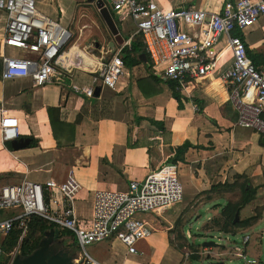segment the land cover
I'll use <instances>...</instances> for the list:
<instances>
[{
  "label": "crops",
  "instance_id": "0c3cea01",
  "mask_svg": "<svg viewBox=\"0 0 264 264\" xmlns=\"http://www.w3.org/2000/svg\"><path fill=\"white\" fill-rule=\"evenodd\" d=\"M69 1L40 0L39 2L43 3L40 4V9L51 17H58V22L63 25L65 17L69 19V13H66L64 8L72 6ZM154 1L163 9L176 6V3H172L173 0ZM188 1L197 7L219 12L225 0ZM106 7L123 38V43H118L103 18L107 32L102 34L104 37L101 36L105 41L100 43V48L103 49L101 57L119 50L122 52L124 48L130 47L133 41L140 39L144 45L142 37L133 34V23L129 20L122 23L119 14L108 5ZM0 15L1 40L7 15L3 11H0ZM263 27L264 17L248 35L253 31L262 30ZM75 43L67 52L63 50L62 59L66 63L71 61L75 67L82 69L91 66L95 68L97 62L78 48L81 46L79 41ZM246 44L259 56V69L264 70V36L255 44L247 41ZM218 49L222 55L218 59L216 70L194 82L186 93L180 92L181 104L173 97L166 81L155 73L152 64L148 63L149 60L144 62L140 59L144 53L139 55L142 63L126 67L116 89L103 88L98 97L94 95L92 98H87L73 89V85L92 86V79L89 81L81 73H73L70 69H63L64 79L61 83L48 84L41 88H32L29 79L5 82L2 80L3 63L0 59V107L7 106L18 118V138L31 139L26 148L14 150L11 141H3L0 129V186L7 185L3 179L9 175L44 183L51 178L62 182L72 173L80 185L73 204L74 213L80 223L88 225L93 217L96 192H127L131 181L143 182L151 172L172 164L168 162L173 156L172 148L189 142L193 147L187 151L185 162L174 164L179 171L183 200L169 209L147 217L155 232L150 238L137 244L138 253L128 254L121 241L112 237L107 239L109 251L102 262L90 255L100 264H184V256L170 244L168 232L175 228L185 209H193V213L200 210L194 219H199L204 210L209 212L211 215L204 227L217 217L227 204L224 193L218 195L215 191L211 192L213 186L231 184L237 174L245 175L254 187L264 185V136L253 129L237 125L238 110L231 99V86L222 78L223 71L232 63V56L230 50L226 49L225 41ZM152 74L158 76L162 82L157 84L154 92L145 93ZM48 108L60 110L62 123L75 124L73 147L57 146ZM153 122L163 123L164 129H159ZM129 136L134 145L132 147L128 145ZM33 139L38 142L36 146L32 145ZM156 154L159 157L161 154L164 156L160 163L158 158H154ZM260 203L263 204L264 201ZM245 208L236 223L252 216L253 210H249V215ZM18 212L17 209L0 211V221L11 218ZM263 219L264 215L254 226L239 229L234 236L214 234L213 239L199 237L196 240L201 243L215 241L218 244L208 248L212 251L213 260L209 259L211 264L235 256L242 258L244 264H250L249 261H256L257 264L255 258L248 256L251 242L249 234ZM185 235L187 239L191 238L190 231L186 230ZM5 236L0 235V247ZM25 236L22 232L20 242ZM238 236H242L241 247L236 241ZM246 236H250V240L244 245ZM202 248L206 249L203 246ZM114 249L120 252L112 253ZM15 250L21 254L20 245L13 251ZM251 251L254 252L253 249ZM186 252L190 261L192 253L190 250ZM199 254H202L201 251ZM205 260L208 258L201 257L199 263Z\"/></svg>",
  "mask_w": 264,
  "mask_h": 264
},
{
  "label": "built area",
  "instance_id": "2783aa9c",
  "mask_svg": "<svg viewBox=\"0 0 264 264\" xmlns=\"http://www.w3.org/2000/svg\"><path fill=\"white\" fill-rule=\"evenodd\" d=\"M103 2L119 14L122 23H133V34L142 37L155 73L164 81L176 82L181 93L216 70L222 55L218 46L225 41L232 63L222 78L231 86V99L238 110L237 125L264 136V70L253 64L242 37L264 16V0H225L219 12L196 7L188 0L168 9L154 0ZM0 11L7 15L0 40L2 80L29 79L32 88L61 83L63 69H69L62 53L72 33L38 10L36 0H0ZM125 69L119 50L97 63L92 86L73 85V89L87 98L94 97L97 86L114 90ZM19 125L11 109L1 106L3 141L17 139ZM79 188L72 173L62 182L53 178L44 183L25 179L0 186V211L19 210L15 216L0 221V235H7L16 227L22 229L24 236L31 217L40 216L58 231L73 235L72 243L81 251L75 264H100L87 253L88 246L115 237L128 254H137V244L155 232L147 217L183 200L178 168L167 164L151 172L143 182L131 181L127 192H96L93 217L85 225L74 213ZM249 240L250 236H246L244 245ZM2 253L0 247V257ZM17 254V250L11 252V260Z\"/></svg>",
  "mask_w": 264,
  "mask_h": 264
},
{
  "label": "trees",
  "instance_id": "16d2710c",
  "mask_svg": "<svg viewBox=\"0 0 264 264\" xmlns=\"http://www.w3.org/2000/svg\"><path fill=\"white\" fill-rule=\"evenodd\" d=\"M139 41H133L130 47H126L122 50V58L125 62L126 67L136 66L139 63H142L139 59V55L141 53H146L149 62L150 58L145 50V46ZM247 48L248 55L256 66L257 69L260 67L259 56H257L251 49H249L248 44H245ZM259 61V62H258ZM150 65V64H149ZM151 82H148V86L145 89V93L154 92L157 88V84L162 82L161 79L156 75H151ZM169 89L172 92L173 97L178 103L182 102V95L180 91L177 89V83L174 81H166ZM157 92V91H155ZM50 122L53 130V136L57 142V146L59 148H69L74 146L75 141V124L62 123L59 117L60 110L56 108H48ZM57 115V116H56ZM159 129H164L163 123L153 122ZM130 132V131H129ZM38 142L33 139V146H36ZM129 147L134 146L131 142L130 136L128 139ZM9 146V145H8ZM146 147V146H143ZM193 145L189 142H185L183 145L178 146L176 148H172L173 156L168 159L169 163L178 164L179 162H185V155L187 151L192 148ZM263 176H264V168H263ZM243 180V182L241 181ZM264 186V185H263ZM238 188L241 189V197L238 201H227V204L221 209L220 214L217 217H214L211 221L205 224L204 233H198V237L210 238L213 239L214 234H223L228 236H234L237 234L239 229H247L254 226L261 218L262 211L258 210L259 216L252 215L249 216L239 222H235V214L239 212L241 213L242 209H244L247 205H249L256 197L258 190L260 187H252L250 184V180L245 175L237 174L234 176V182L229 184H218L211 188V192L215 191L217 193L223 194L226 192H234ZM186 212L189 209H185ZM184 211V212H185ZM182 218V217H181ZM181 218L176 223V226L173 230L169 231L170 244L176 248L178 251L182 252L185 249L190 250L192 253L190 255V262L196 263L201 260L199 252L203 246V244L199 241L190 242L186 235V224L181 223ZM56 229L55 226L49 223L47 220L40 216H32L31 219L27 223V232L26 236L20 243V238L22 236V229L14 228L12 229L8 235L5 236V240L2 243L1 249L3 251L0 257V264H10L11 256L10 253L19 245L20 243V253L22 255L30 254L35 250L41 239L48 233L51 229ZM57 231V237L59 238H74L72 234L69 232H60ZM176 234V238L183 242L182 245L176 246L172 241L171 237ZM76 243L73 241V247L76 249ZM209 260V259H208Z\"/></svg>",
  "mask_w": 264,
  "mask_h": 264
},
{
  "label": "rangeland",
  "instance_id": "374dc122",
  "mask_svg": "<svg viewBox=\"0 0 264 264\" xmlns=\"http://www.w3.org/2000/svg\"><path fill=\"white\" fill-rule=\"evenodd\" d=\"M39 1L40 0H36V8L41 11V9H40L41 5L40 4L43 5V3H40ZM181 1L182 0H173L172 3H176V6H178L179 3H181ZM217 1H219V0H214V2H217ZM69 2L71 3V4L70 3L69 4L72 6L70 8L64 7L66 13L67 12L69 13V19L68 18L66 19V17H65L63 25L65 27H67V29L69 31L72 32L73 37H72L71 41L69 42V44L64 48V52H67L70 48H72V46H74L76 44L75 43L76 41H79V44H81V46L78 48L80 50H82L83 52H85L90 58L94 59L95 62L98 63L102 59L108 58L110 53L108 54V56L101 57L103 55V54H101L103 49L101 50L100 43H102V44L105 43V41H103L101 36H103L102 35L103 33L105 35V33L107 32V27H106V23H105L102 15L100 14L98 8L95 5V1L91 2L88 0H70ZM70 13L73 15H70ZM46 15H48V14H46ZM48 16L51 17L50 15H48ZM70 16H71V18H70ZM51 18L56 20V21H60V20H58V17H51ZM0 20H1V15H0ZM1 25H2V23L0 24V34L2 33ZM255 25L252 26L251 28H249V30H247L245 34H242V37L247 42H249L250 44H255V42H258V40L264 36V27L262 30L253 31L252 33H250L248 35V33L251 32L253 30V28H255ZM247 35H248V37H247ZM97 44L99 45L98 47H97ZM100 50H101V52H100ZM253 53H255V52L253 51ZM16 54L19 55L18 52H16ZM97 63H96V66H97ZM68 68L70 70H72L73 73L74 72L81 73V75L82 76L84 75L86 78L89 79V81L92 79L91 74L94 72V69H95L92 66L90 68H84V69H82L81 67H75L71 61L68 62ZM125 71H126V69H125ZM125 71H124V74H125ZM30 86L32 87L31 84H30ZM155 153H156V151H155ZM154 158H158V163H160L163 160L164 156H162V154H161L159 157V155L156 154V156ZM3 180H4V183H7V185H13V184H18V182L22 181L23 179L21 176H18V175H9V176L5 177ZM241 181L243 182V180H241ZM250 184L252 187H254L252 182H250ZM219 194L221 195V193H218V195ZM223 196L227 201H238L239 198L241 197V189L238 188L234 192H226L225 191ZM263 196H264V186H261L257 192L255 199L249 205H247L245 208L246 209L245 211L249 212V215H250V211H249L250 209L253 210L252 215L257 214L258 216L260 215L258 213V210H260V211H262L261 214L263 217V215H264V203L263 204L260 203V201H264ZM258 200H260L259 203L256 202ZM199 211L200 210L196 211V213H193L194 212L193 209L192 210L190 209L188 212L185 211L184 213H186L187 215H184V213H183V216L181 218L182 224H186L187 222H190L186 225V230L191 232V238H189L188 240L192 243L194 241H197L196 239H199V237L196 234L204 233L203 232L204 231L203 225L206 222L207 218L210 217V215H211L209 212L204 210L200 213L199 219H196V218L194 219V216ZM246 212H244V213H246ZM175 226H176V224H175ZM249 235L251 236V242H250L249 247H248V256L255 258L257 260V264H263L264 263V219L253 228L252 233H250ZM238 238H240V239H238ZM238 238L236 239V241L240 243L239 247H241L242 246L241 245L242 244L241 243L242 236H238ZM63 239H64L66 247L74 249V251L77 255V258H78L81 251L77 247H76V249L73 247L72 238L65 237ZM171 239L175 243L176 246H180L183 244V242L181 240L179 241L176 238V234L173 235L171 237ZM203 242L204 241H202V243ZM20 243H19V245H20ZM108 244H109L108 240L103 241V242H98V243H95V244L88 246L86 248V251L89 255H92L95 259L102 262V260L105 257L106 252L109 251ZM251 249H253L254 252H252ZM186 251H188V250L185 249L184 251H182V254H183L184 260H185L184 264H188L190 262L188 257L186 256V253H187ZM200 251L202 253V254H199L200 257H202V258L207 257L208 259L213 260L212 259V253H211L212 251L210 249L201 248ZM118 252H120V251H118L117 249L112 250V253H118ZM210 260H205L204 262H200V263L196 262V263H192V264H211ZM216 262H219V260ZM223 262H224V264H244V260L242 258H238L237 256H235L234 258H228L226 260H223Z\"/></svg>",
  "mask_w": 264,
  "mask_h": 264
},
{
  "label": "water",
  "instance_id": "95a60500",
  "mask_svg": "<svg viewBox=\"0 0 264 264\" xmlns=\"http://www.w3.org/2000/svg\"><path fill=\"white\" fill-rule=\"evenodd\" d=\"M95 1L97 8L100 10L103 18L111 29L112 33L116 36V40L119 44L123 43V38L119 34V30L115 25L111 14L106 6H104L103 0H89ZM114 45V43H112ZM112 45V46H113ZM114 52V49L112 50ZM140 59L144 62L148 61L147 55L144 53L140 56ZM101 93V87L95 88V96L98 97ZM30 138H17L11 140V145L14 150H20L26 148L30 142ZM264 143V138L262 140ZM239 220V212L236 213L235 221ZM215 241H205L203 247L210 248L217 246ZM77 255L74 249L68 248L65 245L64 239L57 237L56 229H51L41 239L37 247L33 252L27 255L17 254L10 262V264H75L74 260ZM213 264H224L223 261L215 262Z\"/></svg>",
  "mask_w": 264,
  "mask_h": 264
},
{
  "label": "bare ground",
  "instance_id": "6f19581e",
  "mask_svg": "<svg viewBox=\"0 0 264 264\" xmlns=\"http://www.w3.org/2000/svg\"><path fill=\"white\" fill-rule=\"evenodd\" d=\"M71 52V51H70ZM89 62H91V61H89ZM89 67H90V65H89Z\"/></svg>",
  "mask_w": 264,
  "mask_h": 264
}]
</instances>
